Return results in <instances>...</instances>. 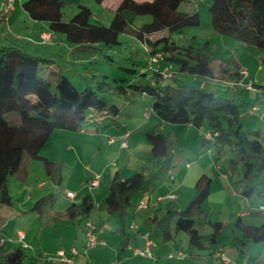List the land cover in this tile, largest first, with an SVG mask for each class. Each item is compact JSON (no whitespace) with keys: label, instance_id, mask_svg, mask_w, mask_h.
<instances>
[{"label":"trees","instance_id":"16d2710c","mask_svg":"<svg viewBox=\"0 0 264 264\" xmlns=\"http://www.w3.org/2000/svg\"><path fill=\"white\" fill-rule=\"evenodd\" d=\"M83 1L24 0L22 7L32 19L48 22L52 32L65 35L69 43L80 44L81 49L101 50V46L91 43L100 33L113 35L109 45L118 43V36L123 34L139 40L148 57L138 69L121 67L135 77L128 85L120 83L122 80H109L107 76H100V79L94 76L85 87L78 89L70 84L54 58L29 53L17 45L0 47V148L5 149L0 153V205H14L8 181L23 169L27 174L26 159L41 160L46 174L60 183L63 164L41 155L48 139L56 130H81L89 112L102 129L119 126L121 108L108 95H122L133 103L130 87L134 92L152 98L151 109L164 123L189 124L198 129L206 127L207 131L199 138L200 148L209 146L219 166L225 150L230 147L235 156L227 158L226 162L229 171L236 172L240 168L243 171L242 178L235 182L241 187L242 195L248 198L264 196L262 189L253 184L257 175L264 172L261 131L243 132L242 104L207 88V82L214 79L209 57L192 45L182 46L172 38L174 33L200 26L199 12L180 10L187 0H119L111 9L114 16L106 27L91 22L94 13ZM94 1L105 6L106 0ZM72 3L77 4L79 10L72 18L65 19L63 9ZM209 12L216 32L264 53V0H213ZM161 31H167L168 36L151 38L152 34ZM156 64L161 68L155 67ZM226 70L232 71L230 68ZM242 70L247 71V76L242 75ZM183 74L195 77L199 83L186 84L180 79ZM229 76L231 81L246 84L248 89L242 86L244 89L255 92L257 99L264 101V87L256 84L254 79L249 80L251 76L246 68L235 69ZM140 79L146 80V84L139 82ZM159 126L162 125L146 131L151 144L150 156L139 172L138 186L130 190L129 182L121 181L120 171H117L110 181L106 200L98 206L109 216L119 217L116 232L122 237V250L131 243L126 218L133 207V195L154 192L158 182L175 167V160L182 151L175 133L166 126ZM207 133L211 138L206 137ZM207 181L206 176L198 180V196L205 190ZM51 200V195H47L33 206L32 210L40 219H43ZM94 207L92 196L86 194L81 202L72 203L65 215L70 220L83 222L90 217ZM204 213L200 206L186 212L177 203L170 202L164 210H154L145 222L154 232H160L167 243L186 233L192 248L208 250L209 255H214L221 245L219 237L224 232V225L220 221L210 222L213 233H203L195 223L196 218H203ZM231 240L237 253L236 263L242 264L248 255V242L264 243V223L254 225L243 216L238 217ZM28 249L22 245L14 246L7 233L0 229V264H25L26 260L30 264H53L43 253L29 256Z\"/></svg>","mask_w":264,"mask_h":264},{"label":"rangeland","instance_id":"374dc122","mask_svg":"<svg viewBox=\"0 0 264 264\" xmlns=\"http://www.w3.org/2000/svg\"><path fill=\"white\" fill-rule=\"evenodd\" d=\"M112 1L114 0L105 1L104 5L107 7L106 8L105 6H100L94 0H84L83 2L90 6L94 13V19H92L91 22L99 23L97 21L99 19L102 23L108 24L114 16L111 9H113V6H116L118 3L117 2L115 5H112ZM212 3L213 0H187L184 2L181 5L180 10L190 13L195 11L199 12L201 24L198 27H188L181 33H174L172 38L182 46L187 47L192 45L195 50H201L206 56L209 57L212 63L214 79L207 82V88L219 96L235 98L239 103H241L244 111L242 114L243 132L252 134L253 131L260 130L262 133V143L264 145V101L262 98L257 99V94L255 92H249L246 90L248 89L246 84L243 83V85H240L239 81L229 80L231 77L229 75L232 74L235 69L239 71V69H242L240 66H243V68H246L248 72H250L251 78H249V80L254 79L256 84L264 87V53L252 46H247L244 42L239 41L231 36L216 32L212 26L211 14L209 12V7ZM78 10L77 4H66L63 9L65 19L72 18L74 14L78 12ZM4 33L7 34L5 28L0 33V47L11 46L12 43L3 40L1 37ZM107 34L108 33L104 32L100 33L98 37L95 36L93 41L98 44H108L113 38H109ZM168 34L169 33L167 31H161L152 34L151 38L155 39L162 36H168ZM118 40V43H113L110 46H101L103 52H97L98 59H93L91 62L87 61L86 66L91 69L88 72L91 80L94 77V75H91L97 72L98 74H101V76H107L109 80H122L120 83L123 85H128L129 79L134 77V75L131 72L121 69V67L138 69L144 64L148 56L139 40L123 34L118 36ZM28 52L30 53L32 50L29 49ZM80 53L84 54V51H81ZM41 55L44 54H39V56ZM67 58L68 55H65L63 52L61 53V57H55L54 59L56 60L57 65L64 67V64H66L65 59ZM227 68L232 69V71L226 70ZM79 72V69L78 72L74 69L73 71H71V69L67 71V75L73 80L71 82L74 84V86L86 82L84 80V76L78 74ZM41 74L46 76L43 71H41ZM96 77L97 79H100V76ZM180 79L189 85H197L199 83L195 77L189 74L181 75ZM139 82L146 84L145 80L140 79ZM242 86L244 88L246 87V89H244ZM261 89L263 90V88ZM129 92L135 100L133 103H137L136 105L129 103L122 95H108V98L113 103L118 104V106L121 108L120 115L124 120L128 119V110L123 113L124 107L135 109L142 106L144 109L145 105L147 104L150 113L155 115L151 109V102H149L152 99L150 96H147V99L145 100H141L142 98L140 93L134 92L132 87L129 88ZM253 107H255V110H253ZM155 125L156 123L152 124L151 126L154 127ZM167 125L172 126L171 124ZM205 128L206 127H202L201 130L207 131ZM137 135L138 136H134L137 138V142L141 140L140 138H143L147 141V152L144 150V148H141L143 149V154L149 155V139L142 132L137 133ZM176 137L178 140V147L182 149L175 160L176 166L174 169L176 170L173 177L175 178V176H177V179L173 180L172 175L167 174L158 182L157 189L154 192L147 194H150V196L154 198L157 194L166 191L162 188V185L167 184L166 186L169 189L168 191L175 192L181 196L179 200L177 199L170 201L178 203V205L181 206V208L185 211L191 202H188V200L195 194L196 191H198L196 185L201 177V174H203L205 170L208 178L205 187V193H208V195L205 198V202L203 204L205 213L202 215L203 218H196L195 225L200 228L203 233L212 234L214 229L211 223H215L217 221L222 222L224 225V232L220 235L219 242L224 248L225 255L230 260V264H237L236 256H234L230 251L231 249L229 250L233 244L231 235L235 231V222L238 217L242 216V214H246L244 219L247 222L254 225L263 224L264 211L261 210L260 207L264 205V196H252L248 198L242 195L241 187L236 186L235 183L242 178V169L240 168L236 172H231L228 170L226 159L235 156V152L231 150L230 147L225 150V154L220 159L219 166H217L214 161V151L209 146L200 148L199 134L196 131V128H192L187 136L184 134H178ZM112 139L113 138H110V141ZM68 143V139L65 141L63 138L55 135L52 137L48 146H45V149L43 148L41 155L45 157L51 156V160L55 163H58L60 161L56 156H59V151L62 149L61 147L66 146ZM137 145L141 146V142L137 143ZM55 149L56 151H53ZM2 152H5V149H2L1 147L0 153ZM87 154H92V152L90 151ZM96 155L99 156L98 153ZM95 160L97 163H99L97 159ZM95 160L94 165L97 164L95 163ZM87 162L88 161L86 160V163ZM24 167H26L27 174H25L23 169L17 176L11 177L8 181L9 192L15 201V204L21 203L23 199H26L27 196H32L33 200L36 201V199L54 192H57L60 196L62 195V192L58 190L59 187L56 186L51 181V178L46 174L45 166L41 160L26 159L24 162ZM109 173L110 172L107 173V176ZM96 176L97 175H95V177ZM125 176L129 177L130 175L125 174ZM41 183H44V189L38 190V185ZM179 184L182 185V188L177 190V185ZM253 184L260 187L264 194V172H261L257 175V177L253 180ZM139 196L140 194L136 193L132 197L131 201L133 207L128 212V222H131L132 220L134 213L133 211L136 208L138 209L137 202ZM12 209L13 208L10 206L0 205V222L2 225H7L5 230L7 234L10 235L8 240L14 246L22 245L19 234L17 235L18 231L22 230L26 233L27 237L24 238L23 241L27 242L31 246V248L28 249L29 256L40 254L42 251L54 254L56 248H58L59 245L66 246L70 243L69 236L66 235V231L58 229L66 226L60 224L57 226L58 228L50 226L49 215H45L44 221H40L39 223L40 219H38L39 216L36 212L29 214H22L20 212V214H17L15 210ZM138 210H140V212L137 215L136 221L137 223L142 224L143 219H141V216L152 213V211L149 210L147 212L146 209ZM49 211L50 207L47 209V212ZM205 214L206 219H204ZM11 216H14V218L10 220ZM107 219L108 220L106 223L109 225V227L107 225L105 226L106 231L111 233L110 235H114L112 233L117 227V220L115 218ZM201 226L203 227L201 228ZM75 227H77V224ZM144 228L151 227L147 224H144ZM80 233V243H78L79 245L83 244L84 242L82 232ZM152 234L154 240L159 245H161L163 249L161 248L158 253H155V257L153 251V257L151 258L138 256L135 261H137L139 264H152L153 261H156V263L154 262L155 264H222L221 260L218 261L214 259L213 256L209 255L208 250L197 251L192 248L189 244L186 233H181L179 237L175 239L177 241L182 239V241L180 240L182 242V246H177L174 243L175 241L166 243L159 232H153ZM107 238L110 246H116L117 243L114 241L113 236H108ZM101 246L102 245H100V247ZM95 248L96 247L91 248L88 251L90 257L89 263L111 264V261L113 260V255L109 254V248L111 247L103 248L102 251L104 252L102 253L100 251L101 254L99 255ZM155 248H158V246ZM179 249L183 251L185 257L187 254L185 260L168 258L170 253L177 255ZM246 250L248 251V255L244 258L242 264H264V243L257 244L248 242ZM126 254L128 255V251H126ZM49 255L51 256V259L57 257L55 256L56 254ZM158 256L160 258L156 259ZM218 256L220 257L219 253ZM217 259H221V257ZM25 264H30L29 260H26Z\"/></svg>","mask_w":264,"mask_h":264},{"label":"crops","instance_id":"0c3cea01","mask_svg":"<svg viewBox=\"0 0 264 264\" xmlns=\"http://www.w3.org/2000/svg\"><path fill=\"white\" fill-rule=\"evenodd\" d=\"M7 0H0V28L4 30L6 29V33L2 34V38L5 41H8L12 43L11 45H17L19 47L24 48L26 51L29 49L32 50V54L39 55L44 54L41 56L46 57H61V53H65V55H68V58L65 59L66 64H64V67L62 66V71L64 76L68 77V80L72 86L71 81H73L69 76L67 75V71L71 69V71L76 70L81 76H84L85 83L78 84L74 86L75 88L82 89L85 85L88 84V82L91 81L90 75L88 74L90 68L86 66L87 61H92L93 59H98L97 52H103L102 48L101 50H85L80 48V44H73L69 43L66 40L65 35H60L61 33L52 32L49 28V23L45 21H37L32 19L28 13L23 9L22 3L24 0H12V8L8 11H2L1 6L2 4ZM116 1V2H115ZM119 0L112 1V5H115ZM99 25H106L108 27V24L102 23L99 19L97 20ZM1 30V32H2ZM109 38H113L112 34H108ZM46 38V39H45ZM92 44L95 46H110L107 43H96L93 40H91ZM90 43V45H92ZM81 51H84V54L80 53ZM94 55V56H93ZM108 56V55H107ZM112 57V56H109ZM155 67L161 68V65L156 64ZM240 68H243V66H240ZM101 76V74H98L95 72L91 76ZM250 76V72H249ZM135 79V77H132L129 79V83L132 82ZM248 80V78L246 79ZM146 81V80H145ZM74 83V82H73ZM141 100L147 99V95L143 94L140 95ZM139 96V97H140ZM152 101V99H151ZM149 101V102H151ZM132 104V103H131ZM135 104V103H133ZM137 104V103H136ZM135 104V105H136ZM123 113L128 110V119L124 120L122 116L120 115L119 120V126H111L106 129H102L101 126L95 121V116L92 112H89L87 119L84 123V126L79 131H67V130H56L51 137L46 142L45 146H48L49 142L51 141L53 136H59L63 138L65 141L68 139L69 143L66 146L61 147L59 156H56L59 163H62L64 166V171H62V180L60 183L55 182L54 179H51V181L59 187V191L62 192V195H58L57 192L50 193L48 195H51V202L48 203L49 205L46 207L44 211V217L43 219H40V216L38 219L39 223L40 221H44L45 215L50 216V226L54 228H58L57 226L64 225L66 227L58 228L62 231H66V235L69 236L70 243L66 246H58L56 248L54 254L48 253L45 251H42V253L49 257L51 260V256L49 254L55 255L57 257L52 258L55 259L52 261L53 264H65L64 262L60 261L59 255L63 252L67 258H71L74 261V264H90V257L88 254L89 249L87 248V239H86V232L89 229V224L93 225L95 228V231L97 233V238L99 240V244L96 246V250L98 251V255L103 253V248H109V254L113 255V260L111 261V264H139L137 261H135L138 256H135L133 254L132 249L135 247H144L145 246V240H144V233L149 232L150 238L153 241V252L154 257L155 253H158L160 249L163 247L159 245L153 238V229L152 226L145 222V220L151 216L156 209H165V207L172 201L170 200H179L180 194H176L175 192L168 191L167 184H163L162 188L166 191L163 193H159L156 195V197L152 198L150 194L147 193H138L140 194L138 199V205L141 201H147V208H144L147 210L152 211V213L145 214L144 216H141L142 224L137 223L136 218L139 214L140 210L136 209L133 211V217L131 222L127 221L128 224V231L131 235V243L130 245L125 248L121 249V243H122V237L119 233L116 232L117 227L120 224V219L118 216H109L105 211H101L98 206L100 203L106 200L108 196V190H109V184L110 181L113 179L115 173L117 171H120V180H127L131 185L129 188L130 190L137 187L139 183V172L143 165L147 163L149 156H150V147L151 144H149V155H145L142 153L143 149L147 152L148 149V143L145 139L140 138L141 140L137 142V138L134 136H138L137 133L142 132L146 136V131L152 128V124L162 125L161 127H168L170 128L175 135L178 134H184L188 135L189 131L192 128H196L189 124H176V125H167L164 123L160 118H158L156 115H153V113H150V110L148 109L147 104L145 105V108L143 109L142 106L137 107L135 109L130 107H124ZM181 126V127H177ZM129 131L131 134L129 136L128 145L127 147H123L122 143L125 139V134ZM196 131L199 134V138L201 136V133L205 132L201 129L196 128ZM110 138H113L110 141ZM114 140V141H113ZM141 142V146H138L137 143ZM44 146V149H45ZM142 147V148H141ZM43 150V149H42ZM53 151H56L53 150ZM92 152V154H87L89 152ZM98 153L99 156L96 154ZM88 157V159H87ZM49 160H51V156H46ZM97 159L99 163L95 160ZM86 160L88 161L86 163ZM94 160L96 165H94ZM104 163V164H103ZM176 166V165H175ZM111 170V171H110ZM176 169H172L168 175L174 176V172ZM110 172L107 176V173ZM64 173V174H63ZM125 174L130 175L129 177L125 176ZM95 175L100 176V182L99 186L89 189L88 182L93 180ZM202 176L207 177V173L204 170ZM177 179V176L175 178L173 177V180ZM176 184V183H175ZM182 188V185H177V190H180ZM197 188V185H196ZM44 189V183H41L38 185V190ZM67 191H71L75 193V198H69L66 195ZM168 191V192H167ZM86 194H90L95 202V207L93 208L90 217L88 219H85L83 222H77L74 220H70L66 217L65 213L67 208L72 203H78L81 202L83 197ZM171 194L175 198L169 199L168 195ZM208 193H205V190L199 194L197 191L195 194L188 200L191 201L185 210L186 212H190L193 210L196 206H200L203 209V204L205 202V198L207 197ZM47 196V195H45ZM196 196H198L196 198ZM44 197V196H43ZM196 200H194L195 198ZM42 198V197H41ZM40 198L33 200L32 196H27L26 199H23L21 203L15 204L10 206L13 208L12 210H15V212L20 214H29L33 211V206ZM192 199V200H191ZM176 203V202H175ZM178 204V203H177ZM7 206V205H6ZM179 206V205H178ZM48 207H50V211L47 212ZM180 209L181 206H179ZM184 210V209H182ZM204 210V209H203ZM129 212V211H128ZM37 213V212H36ZM38 214V213H37ZM15 216V215H14ZM14 216L10 217V220L14 218ZM242 216L245 218L246 214H242ZM115 218L117 220V227L114 229L113 233L114 235H110L111 233H108L106 231L105 226L109 225L106 223L108 220L107 218ZM128 217V214H127ZM127 220V218H126ZM109 223V222H108ZM77 224V227H75ZM134 225L135 228L132 229L131 225ZM144 224L149 225L151 228H144ZM6 224H1L0 222V229H3L6 232ZM203 226H201L202 228ZM82 228V229H81ZM80 232H82V235L84 237L83 244L79 245L80 243ZM7 233V232H6ZM160 233V232H159ZM23 235L24 238H26V233L22 230H19L17 235ZM180 235V234H179ZM176 236V238L179 237ZM67 236V237H68ZM108 236H113L114 241H116V246H110L108 241ZM7 237L9 238L10 235L7 234ZM66 237V238H67ZM175 238V239H176ZM182 241V239H180ZM180 240H175V244L177 246H182V242ZM180 241V242H179ZM157 243V244H156ZM167 243V242H166ZM171 243V242H169ZM100 245H102L100 247ZM158 246V248H155ZM86 247V248H85ZM100 248V249H99ZM231 249V250H230ZM229 250L233 253L234 256H236L237 259V253L234 249V247H230ZM101 251V252H100ZM126 251H128V255L126 254ZM179 252L183 253L182 250H178ZM224 251V252H223ZM178 252V253H179ZM223 252V253H221ZM208 253V252H207ZM205 253V254H207ZM219 254H225V250L220 245L219 249L216 251V253L213 256L214 259L222 262V264H230V260L228 259V262H224L222 259L218 256ZM126 254V255H125ZM173 254V253H170ZM199 254V253H196ZM135 256V257H134ZM193 256V255H191ZM187 257V254H186ZM147 258V257H146ZM160 258L159 256L156 257ZM169 258V257H168ZM171 259V258H170ZM185 260V259H184ZM156 261H153L152 264H155Z\"/></svg>","mask_w":264,"mask_h":264},{"label":"built area","instance_id":"2783aa9c","mask_svg":"<svg viewBox=\"0 0 264 264\" xmlns=\"http://www.w3.org/2000/svg\"><path fill=\"white\" fill-rule=\"evenodd\" d=\"M11 8H12V0L5 1L2 4V6H1V10L4 11V12L10 10ZM241 73H242L243 76H247V71L246 70H242ZM249 88H251V87H249ZM253 110H255V108H253ZM129 136H130V133L127 132L125 134V137H124L125 139L123 140V143H122L123 147H127ZM206 137L207 138H211L210 133H207ZM99 179H100V176L97 175L93 180L89 181L88 182L89 189L98 187L99 186V182H100ZM121 181H124V180H121ZM66 195L69 198H75V193L74 192L67 191ZM168 198L169 199H174L175 197L173 195L169 194ZM147 204H148L147 201H141L140 204L138 205V209L147 208ZM260 209L264 211V205H262L260 207ZM131 228L134 229L135 226L132 224ZM143 237H144V240H145L144 248H140V247L133 248L132 249L133 254L135 256H142V257L151 258V257H153V252H152L153 241L150 238V233L149 232L144 233ZM19 238H20V241H22V246L23 247L31 248V246L27 242L23 241V239H24L23 235L20 234ZM86 239H87V248L88 249L94 248V247H96L99 244V241H98V238H97V233L95 231L94 226L91 225V224H89V229L86 232ZM220 257H221V259L224 262H228V257H226L225 254H220ZM169 258L183 260L186 257H185L184 253L179 252L177 255L169 254ZM58 259L60 261L64 262L65 264H74V261L71 258H67L66 255L63 252L59 255ZM53 260H55V259H53ZM53 260L51 259V261H53ZM117 264H121V263H117Z\"/></svg>","mask_w":264,"mask_h":264}]
</instances>
